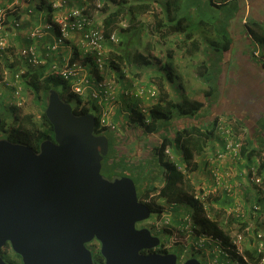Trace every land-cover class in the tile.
<instances>
[{
    "label": "trees",
    "instance_id": "obj_1",
    "mask_svg": "<svg viewBox=\"0 0 264 264\" xmlns=\"http://www.w3.org/2000/svg\"><path fill=\"white\" fill-rule=\"evenodd\" d=\"M42 1L46 2L45 0ZM239 1H242V3L244 1L245 4V0H225L224 3L227 5L229 2L236 3ZM247 2L253 4V6L252 8H249L245 19L243 16V21L245 22V25L248 26L251 33L257 36V43L260 45L264 56V0H247ZM257 2H259V4ZM125 3V0H105L102 8L104 12L102 23L105 27V34L108 36L113 31H116L119 43H121L119 33H123L128 29L125 28L121 30V27L119 26L121 24L120 21H124L127 24V27H135L134 17L136 12L140 9L142 11L146 9V6H140L138 4L134 6L129 4L126 7ZM3 6L5 5H1L0 8H7V6ZM178 7L179 0H165L162 7V18L155 20V27L152 26L154 29H151V33L154 34L163 31V33L168 34L169 31L175 32L174 30H179L178 27H180L183 18H177L176 12ZM237 9L239 10L238 7ZM6 12L7 24L12 25L14 20L21 18L19 9L16 7H12ZM52 16V8L47 4L45 18L51 20ZM30 23L33 22L31 21ZM175 25L177 28L174 27ZM206 28L209 29L208 27ZM144 30H146V26H143L142 29L138 30V35L140 37L146 36L150 33L148 32V34H146ZM167 34L162 35L165 37ZM204 35L208 36V39H213L212 42L214 43L220 42L216 33L215 35H211L210 33ZM214 36H216L215 39ZM182 37L181 44L183 45H185L188 40H191L187 51L189 48H191V54L194 53V50L200 51L197 40L194 39L192 33L191 35L189 33H184ZM157 42L158 40L152 41L153 46H155ZM25 43V45H27L28 40H26ZM119 43L117 45H112L110 49L111 51L107 54V56L111 58V62L104 64L102 69H99L95 65V61L93 62L91 58H83V64L89 65V70H91V72L99 79H103L104 77L109 79L114 73L121 78L122 73L125 72L123 68L132 72L134 77L142 75L143 78L146 75V72L144 71L147 70V74L151 75V69L156 68L155 71L161 69V71L165 70L166 78L164 79V77L160 75L158 86L155 84V90L158 94L161 91L162 96L151 105L148 111V121H145V115L141 113L140 109L135 113L131 97L128 98V107L131 109V112L128 114L129 116L121 117L117 120L114 118V127L117 126L114 130H107L106 128L101 127L98 118L95 116V134L105 135L108 140V153L102 160L101 174L109 180L123 176L130 177L135 185L140 186L141 192L138 193L137 191L138 199L147 204L152 211H155L153 209L154 200L165 201L169 204H189L194 210V222L201 226L203 231L212 227L217 234H220L221 231L218 228L219 224L206 217V212L213 214V218H216V216L219 217L223 213V210L221 209L218 210V212L216 211L218 207L225 208V204H217L222 195L215 198L208 197L204 202H201L202 204L196 202L193 195L196 194L197 185L195 184L196 182H194L193 177L189 180L184 174L177 171L175 164L164 158V151L167 147H170L171 149L180 152L187 171L198 173L203 167L206 168V163L210 161V159L206 158L203 162L202 158L206 155V151H209V147L213 144L215 138L218 139V136L219 138H223V143L225 145L228 142H235L236 139H238L237 134L239 132V127H234V122L237 121L240 123L241 118H237V115L233 118L224 117L220 114L222 102L220 103L218 100L220 91L218 86L209 85V90L207 92H204L199 97L192 100L184 95L183 92H181L182 95L177 98L175 91L173 92L171 87V84L174 83V75L172 73L170 61L168 62V60L173 58V53L171 51L167 52V54L163 55L161 58H158L154 53L151 54L153 46L149 41L145 44V47L146 49L150 48L151 52L148 51L147 54H144V50H142L133 54L134 50L130 48L127 51V56H124L113 52V48H118ZM25 45L21 47H24ZM229 46L230 42L226 39L223 49L227 50L229 49ZM15 52L12 56L15 61L18 62L19 50ZM204 52L200 53L202 58L199 69L201 71L199 72L200 74L198 75L197 80L208 84L211 80L208 79V77L205 79L204 76L209 75L208 70L213 66L207 65V58L209 57L217 63L218 57L215 54H211L213 50L206 53ZM75 60H77V58H75ZM24 65L25 66L23 67L26 68L25 74L23 75L25 87L31 91L33 98L38 104L42 105L44 103V108L40 115L41 124L39 127L36 126L31 121L32 117L30 115H25L18 119V124L16 126H8L2 117V112L0 111V118L2 121L0 132L5 133V139L10 142L26 145L33 151L38 152L39 145L42 141L53 140L54 138L52 125L44 114L48 100V93L50 90L57 91V86L60 84L69 90L68 87L70 86V81L69 79L46 74L45 67L39 66L37 68H28L26 64ZM150 77H153V75ZM177 79L181 84V80L179 78ZM163 85L166 89L173 92L172 98H168L167 94L162 91L161 88ZM131 89L124 88L122 91ZM122 91L120 92L121 95ZM59 95L69 104L70 100L74 99L75 105L71 107L75 115L92 114L91 111H95L96 106L87 95L78 96L71 92H69L67 98H64L61 94ZM120 97L123 99V96ZM135 101L136 100L134 99V102ZM259 103L261 104L262 102L259 101ZM221 117H223L222 119L225 121L220 122ZM241 124H243V122ZM177 126L179 129L172 134L173 131L171 132L170 128L174 129V127ZM227 129L231 130V137L228 141L227 138L229 136L225 133ZM262 129L264 132V126H262ZM217 132L218 136H216ZM220 132L222 136L219 134ZM255 134L256 133L253 135ZM262 134L263 136L257 137L260 141H262V137H264V133ZM262 144L263 146H261L260 149L258 146L252 148V151L249 152H246L245 146L241 145V155H245V167L256 169V177H260L262 179V184L264 185V143ZM223 148V152H226V147L223 146ZM153 174H155V176H153ZM242 175L243 172H241L239 177L241 178ZM164 178L165 183L163 186L159 187L158 185H154L157 179L160 181ZM183 184L186 186L189 193L183 191ZM151 197H154L153 202L146 201ZM224 199L228 204L230 197L224 196ZM227 219H229L230 222H233L231 216L227 217ZM237 225L239 230H241L244 227V222L239 224L237 222ZM1 251H4V248H2ZM158 251L166 252V250L162 248V245L159 246ZM11 253V257L7 255L5 256L4 253H0V256L8 264H22L21 258L17 254L13 252ZM98 255L99 254H97V256ZM249 255L251 256V254Z\"/></svg>",
    "mask_w": 264,
    "mask_h": 264
},
{
    "label": "water",
    "instance_id": "obj_2",
    "mask_svg": "<svg viewBox=\"0 0 264 264\" xmlns=\"http://www.w3.org/2000/svg\"><path fill=\"white\" fill-rule=\"evenodd\" d=\"M44 114L54 138L38 152L0 138V252L8 244L22 264H93L86 244L96 240L104 264H177L174 253H142L160 245L137 228L151 208L130 177L101 174L108 140L95 134V116L75 115L55 90Z\"/></svg>",
    "mask_w": 264,
    "mask_h": 264
},
{
    "label": "built area",
    "instance_id": "obj_3",
    "mask_svg": "<svg viewBox=\"0 0 264 264\" xmlns=\"http://www.w3.org/2000/svg\"><path fill=\"white\" fill-rule=\"evenodd\" d=\"M46 1L53 11L52 19H40L39 24L27 28L25 37L28 44L19 49L20 61L28 68L45 67L46 74L69 79L70 92L78 96L87 95L96 106L95 113L100 126L114 130L113 111L119 104V88L114 78L99 79L89 70V65L82 62L83 58H91L102 69L104 64L111 62V58L107 56L110 51L108 45L119 43L116 31L108 36L105 34L100 15L103 1ZM14 5L16 3L0 9V111L12 107L20 109L26 102L23 77L26 68L11 67L12 64L4 67L2 63L11 47V35L15 36V31L21 29L23 23L14 20L12 25L7 24L6 11ZM31 12L28 9V14ZM11 26L12 33L9 30ZM9 62L13 63V59H9ZM132 88L122 91L123 99L132 97L145 103L155 99L157 94L153 87L141 85ZM138 108L141 113L148 115L146 105L141 104ZM145 121H148V116H145ZM225 133L229 136L228 141L231 130L227 129ZM224 146L226 152L219 151L215 154L218 160L224 162V158L228 157L231 162H239L244 157L241 155V143L238 139ZM167 152L168 149H165L164 153ZM175 166L177 171L185 173V166H177L176 163ZM249 169L251 168L245 167L239 172L231 168L224 170L216 165L209 166L206 169L208 178L205 184L197 186L196 194L193 195L194 200L200 204L209 196L234 198V203L225 205L228 208L226 213H231L226 215L233 218L234 226L221 228L218 225L220 234L209 229L201 231L198 228L200 226L194 222V210L187 213V209L179 222L173 223L171 210L175 204H171L166 209L160 208L149 224L155 233L165 232L169 235V239L161 243L162 248L166 252H170L172 248L181 250L182 255L176 253L181 263L189 258H197V254L202 253V261L197 258L200 264H264V185L262 179L256 177V169ZM241 172L243 175L240 178ZM164 183L165 178L160 180L158 186L161 187ZM206 217L217 222V218H213L211 213L206 212ZM237 222H244L241 230ZM187 254L189 257H186Z\"/></svg>",
    "mask_w": 264,
    "mask_h": 264
},
{
    "label": "rangeland",
    "instance_id": "obj_4",
    "mask_svg": "<svg viewBox=\"0 0 264 264\" xmlns=\"http://www.w3.org/2000/svg\"><path fill=\"white\" fill-rule=\"evenodd\" d=\"M125 1L126 7L129 4H131L132 6L138 4L140 6H146V9H144L143 11L140 9L136 12L134 17L135 27H128L127 31H124V33H119L121 43H119V49L114 48L113 52L127 56V51L132 48V50H134L133 54L137 51L142 50H144V54H147L148 51L151 52V49H146L145 44L150 41V44L153 46L152 41L158 40L155 46H153L151 54L154 53L158 58H161L169 51L173 53V58L168 60V62L170 61V66L173 69L174 83L171 84V87L173 92L175 91L177 98L180 97L182 95L181 92H183L184 95L192 100L199 97L204 92H207L209 90V85L218 86L220 89L218 100L220 103L222 102L220 113L221 115H223L224 117L233 118L237 115V118L243 117V119H247L249 117L247 112H249L250 116H259V119L261 121L260 126H264V56L260 45L257 43V36L251 33L248 26H246L245 22L243 21V16L245 19L249 8H252L253 4L248 3L247 0H245V4L244 1L243 3L242 1H239L236 3L229 2L227 5L224 3L225 0H179V7L176 14L177 18H183L180 27H178L179 30H174L175 32L169 31L168 34L163 33V31L153 34L151 33V29L153 28L152 26L155 25V20H157L158 18H162V7L165 0ZM11 2H13V0H8L6 4L11 5ZM257 3L259 4V2ZM47 4L42 0H19L16 3L17 7L19 8V14L21 13V16L26 15V8L30 5L32 12L28 14V19L30 20V22L31 20H33V25L39 24L40 19H45ZM3 7H6V5ZM237 7L239 8V10L237 9ZM122 25L124 26L122 27ZM119 26L121 27V30L127 28V25L124 23H121ZM143 26H146V30H144L145 33H150L146 36L140 37L138 35V30L142 29ZM174 27L177 28L176 25ZM206 27H208L209 29H207ZM9 30L11 31V33L13 32L12 27H10ZM21 31L22 29H20L19 31H15V36L11 35V47L5 54L3 62L1 61L4 67H9V65L11 64V67L15 68L25 66L19 58L17 62L15 61L14 57H11V55H14L15 51L19 50L21 46L26 44L22 39L23 34H21ZM19 33L20 36H18ZM184 33H189L190 35L191 33L193 34L194 39L197 40L199 49L202 53L204 51V53H206L210 50H213L211 54H215L218 57L217 63L215 62V60L209 57L207 58V65L213 66L208 70L209 75L204 76L205 79H207L206 77H208V79L211 80L208 82V84L197 80V77L200 74L199 72L201 71L199 69L202 58L200 54L201 52L198 50H194V53L191 54V48H189L187 51V48L190 46L191 40H188L185 45L181 44V41L183 39L182 36L184 35ZM207 33H210L211 35H215L216 33L220 42H212L213 39H208V36L204 35H207ZM162 34H167V36L163 37ZM215 38L216 36H214V39ZM226 39H228V41L230 42V46L229 49L224 50L223 45L225 44ZM111 47L112 45H108L109 49H111ZM116 49L118 50V52ZM9 59H13V63H10ZM123 70H125V72L122 73L121 78H119L116 73H114V75L111 77L114 78L117 86H121V83L128 80L127 76L131 77L133 80L137 78L138 82L142 79L139 82L138 86L144 84H156L158 86V84L156 83L159 81L158 78H156V82L154 80H151L150 82L145 83V79L142 75L134 77L133 73L129 70H126L125 68H123ZM155 70L156 68L151 69V73L154 77H158L161 75L164 77V79L166 78L165 70ZM155 73L157 75H155ZM184 76H186V80L182 78ZM177 77L181 81H183L182 84H179ZM111 78L109 77V79ZM161 89L167 94L168 98L173 97V92L166 89L164 85ZM57 91L64 98H67V95L70 92V90H67L61 84L57 86ZM24 96L26 102L22 108H5V110L2 112V117L8 126H16L20 117L30 115L32 117L31 121L39 127V125L41 124L40 115L42 113V109L44 108V103L42 105L38 104V102H36L33 98L31 91H29L26 87H24ZM161 96L162 94L160 91L158 100L161 98ZM132 101L134 111L135 113H137L139 111L137 106L140 100L137 99V103L136 101L134 102V99H132ZM259 101L262 103L260 104ZM70 104L72 107L75 105L74 99L70 100ZM149 106L150 105H146L147 111ZM249 107L255 109V114L252 111L247 110V108ZM91 112L94 116H96L94 110H92ZM222 118L223 117L220 118V122L225 121ZM178 129V126L174 127V129L170 128L171 132L173 131L172 134H174ZM5 135V133L0 132V138H5ZM237 137L239 142L244 145L245 141L240 132H238ZM263 139L264 137H262V140ZM208 153L209 152H207V155ZM242 155L244 156V154ZM164 158L171 163H176L177 166H185V163L182 160L181 153L175 151V149H171L170 147H168V152L165 153ZM210 160H212V158ZM229 160L227 159L224 162H227ZM206 169L207 168L203 167L198 173L192 172L193 174L191 173V171L189 172L187 171V169H185L184 175L189 178V180H191V178L193 177L194 182H196L195 184L197 186H202L204 184L203 182L207 180ZM153 176H155V174H153ZM155 182L156 183L154 185H158L160 181H158L157 179V181ZM137 191L138 193L141 192L140 186H137ZM183 191L189 193L185 185L183 186ZM217 195L219 194H216V196ZM211 197L212 196H209V198ZM153 198L154 197H151L147 200L153 202ZM218 203L221 204V202ZM222 204L225 203L222 202ZM153 205L155 211L151 213L148 220H152L156 213L160 211V208L166 209L171 204L165 201L154 200ZM218 208L223 210V213L219 217L216 216L219 226L221 228H228L231 227V225L234 226V222H230L229 219H227V216L230 215L226 214H231L226 213L228 208ZM179 209L181 211H179ZM186 209L187 213L193 210L192 206H190L189 204H175L173 206V209L171 210L173 217H175L174 219L178 220L180 218V213L184 214L186 212ZM198 228L201 231L203 229L201 226ZM209 230L212 231L214 229L210 227ZM155 234L160 238V241L162 243L169 239V235L165 232H157ZM11 252L12 250L9 245L4 247L5 256L7 255L11 257ZM170 253H177L178 255H182V251L176 248H172ZM186 257H189V255L187 254ZM196 257L198 259H201L202 261V253L197 254Z\"/></svg>",
    "mask_w": 264,
    "mask_h": 264
},
{
    "label": "crops",
    "instance_id": "obj_5",
    "mask_svg": "<svg viewBox=\"0 0 264 264\" xmlns=\"http://www.w3.org/2000/svg\"><path fill=\"white\" fill-rule=\"evenodd\" d=\"M8 0H0V2H1V5H6V6H11V5H13L14 3H17V1H19V0H13V2H11V5H7L6 4V2H7ZM13 7H16L17 9H19L18 7H17V5H14ZM21 14V13H20ZM21 18H22V20L23 21H25L24 22V26H23V28H22V31H21V34H23V41L24 42H26V38H25V33H26V30H27V28L28 27H31L32 25H33V23H30L29 21H27V18H25V16L23 15V16H21ZM31 21H33V20H31ZM124 33V32H123ZM18 36H20V33H19V35ZM116 48V47H115ZM114 49V48H113ZM118 49H119V46H118ZM117 50V49H116ZM117 52H118V50H117ZM172 69V68H171ZM144 72H146V75L144 76V79H145V83H148V82H150L151 80H155V82H156V78H158V80H159V76L158 77H150L151 75H149V74H147V70L146 71H144ZM172 73H173V69H172ZM155 75H157V74H155ZM174 75V74H173ZM128 77V80H126V81H124L123 83H121L122 85L121 86H119L118 85V87H119V92L117 93V97H118V102H119V104H117V106L114 108V114H115V118H116V120L117 119H120L121 117H127V116H129L128 114L131 112V109L128 107V104H129V102L128 101H124L123 99H122V97H120V92L124 89V88H126V89H131L133 86H137V84H139V82L142 80H140L139 82H138V80H137V78H135L134 80L131 78V77H129V76H127ZM178 78V77H177ZM183 79H185L186 80V76H184V77H182ZM158 82H160V81H158ZM158 82H156L157 84H159ZM179 82V81H178ZM182 82L183 81H181V84H182ZM180 84V83H179ZM169 88V87H168ZM122 96V95H121ZM123 101V102H122ZM121 103H122V105H121ZM137 103V102H136ZM139 103V102H138ZM247 110L248 111H252L254 114H255V109H252V108H247ZM133 111V110H132ZM247 114H250L249 112H247ZM249 117L247 118V119H242L243 117H241V122L240 123H238L237 121H235L234 122V127H239V132H240V134H241V136L243 137V139H245L244 141H245V144L243 145L242 144V146H245V148H246V152H249V151H252V148H255V147H258L259 149H260V147L261 146H263V144L262 143H264V141L262 140V141H260V140H258L257 139V137H261V136H263V134L262 133H264L263 132V129H262V127H260V123H261V121H260V119H259V116H255V117H253V116H250V115H248ZM237 120V119H236ZM240 121V120H239ZM243 122V124H241ZM254 133H256L255 135H253ZM220 135L222 136V134H221V132H220ZM216 136H218V132L216 133ZM238 138V137H237ZM224 139L223 138H219V136H218V139H214V141H213V144L209 147L210 149H209V151H206V155H205V158L203 157L202 159V161L204 162V160L206 159V157L208 158V159H211L212 158V160H210L209 162H207L206 163V168H208L209 166L210 167H213L214 165H216V166H219V167H221L222 169H224V170H226V168H231V169H233V170H235V171H241L242 169H244L245 168V157H242V159H241V161H227V162H223L222 160H218L215 156V154L217 153V152H219V151H223V146H224ZM262 144V145H261ZM207 152H209L208 153V155H207ZM245 156V155H244ZM201 159V158H200ZM199 159V160H200ZM225 159V161L227 160V159H229L228 157H226V158H224ZM202 162V163H203ZM244 164V165H243ZM230 170V169H229ZM208 178V176L206 177V179ZM209 181V180H208ZM198 182V181H197ZM211 182V181H210ZM204 183V182H203ZM202 183V184H203ZM208 183V182H207ZM205 184V183H204ZM203 184V185H204ZM232 200V201H231ZM236 200H234V198H231L230 197V200H229V202H228V204H227V201H225V199H224V196H221V199H220V201L219 202H221V204H222V202L223 203H225V205H229V204H231V203H234ZM219 204V203H218ZM217 205V204H216ZM179 211H181L180 209H179ZM183 216V213H180V218ZM173 217V216H172ZM175 217H173V219H172V221H173V223H178L179 222V219L178 220H175L174 219Z\"/></svg>",
    "mask_w": 264,
    "mask_h": 264
},
{
    "label": "flooded vegetation",
    "instance_id": "obj_6",
    "mask_svg": "<svg viewBox=\"0 0 264 264\" xmlns=\"http://www.w3.org/2000/svg\"><path fill=\"white\" fill-rule=\"evenodd\" d=\"M152 220H146V221L138 223L137 228H147L150 230V232L153 235L156 236L155 232L153 231L152 228H150V225H149ZM86 247L91 252L93 264H104V260L100 255V243L98 241L93 240L90 243L86 244ZM158 250H159V246L156 248H153L151 250L142 251V253H164V252H159ZM0 253H4V251H1ZM97 254H99V255L97 256ZM177 264H181L179 259H177Z\"/></svg>",
    "mask_w": 264,
    "mask_h": 264
},
{
    "label": "clouds",
    "instance_id": "obj_7",
    "mask_svg": "<svg viewBox=\"0 0 264 264\" xmlns=\"http://www.w3.org/2000/svg\"><path fill=\"white\" fill-rule=\"evenodd\" d=\"M46 1V0H45ZM78 2H80V1H82V0H77ZM87 2H89V3H92L94 0H86ZM103 1V3L105 2V0H102ZM47 2V1H46ZM48 3V2H47ZM49 4V3H48ZM8 7V6H7ZM90 8H92V6L90 7ZM102 8H103V5H102ZM28 9L30 10L31 9V7H30V5L29 6H27V8H26V15H25V18H27V21H29L30 22V20L28 19ZM100 15H101V17H103L104 18V12H103V10L101 9L100 10ZM19 21H22L23 23H22V27H21V29L23 28V26H24V22L25 21H23L22 20V18H20V19H18ZM33 22V21H32ZM120 23H124V24H126L124 21H120ZM119 23V24H120ZM127 25V24H126ZM33 26V25H32ZM128 28V27H127ZM20 29H18L17 31H19ZM25 36V35H24ZM26 38V37H25ZM27 40V39H26ZM110 50V49H109ZM111 51V50H110ZM109 51V52H110ZM141 86V85H140ZM144 87H146V88H150V87H153V88H156V86L153 84V85H151V84H144L143 85ZM136 87H139L138 86V84H137V86ZM133 89V88H132ZM157 92V91H156ZM121 96V95H120ZM158 96H159V94H158V92H157V94H156V97H155V99H153V100H150V101H146L145 103H144V101H142V100H140L139 101V104H138V106L139 105H141V104H144V105H150L149 106V108H148V111H149V109H150V107H151V105L154 103V102H156L157 100H158ZM123 100H125V99H123ZM136 101H137V99H135ZM126 101H128V99L126 100ZM123 102V101H122ZM129 102V101H128ZM137 106V107H138ZM139 109V108H138ZM1 112H3V110H1ZM148 114H149V112H148ZM145 116H148V115H145ZM145 116H144V118H145ZM242 145V144H241ZM166 149H168V147L166 148ZM164 155H165V153H164ZM175 164V163H174ZM186 169V168H185ZM164 172H166V171H164ZM144 203V202H143ZM153 209H154V207H153ZM155 210V209H154ZM154 211H152L151 210V213H153ZM157 236V235H156ZM161 241H160V245H161ZM159 245V246H160ZM165 253H170L169 251H167V252H165ZM174 254H176V253H174ZM178 259V258H177Z\"/></svg>",
    "mask_w": 264,
    "mask_h": 264
}]
</instances>
